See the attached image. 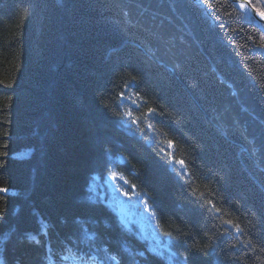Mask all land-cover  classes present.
Returning <instances> with one entry per match:
<instances>
[{
  "label": "trees",
  "instance_id": "trees-1",
  "mask_svg": "<svg viewBox=\"0 0 264 264\" xmlns=\"http://www.w3.org/2000/svg\"><path fill=\"white\" fill-rule=\"evenodd\" d=\"M261 25L229 0H0V264H264Z\"/></svg>",
  "mask_w": 264,
  "mask_h": 264
},
{
  "label": "rangeland",
  "instance_id": "rangeland-1",
  "mask_svg": "<svg viewBox=\"0 0 264 264\" xmlns=\"http://www.w3.org/2000/svg\"><path fill=\"white\" fill-rule=\"evenodd\" d=\"M110 189L113 204L123 220L138 221L142 229L147 232L150 226V218L148 211L144 209L142 204L138 205V201L135 198L127 197L123 188L115 182H111Z\"/></svg>",
  "mask_w": 264,
  "mask_h": 264
},
{
  "label": "snow or ice",
  "instance_id": "snow-or-ice-1",
  "mask_svg": "<svg viewBox=\"0 0 264 264\" xmlns=\"http://www.w3.org/2000/svg\"><path fill=\"white\" fill-rule=\"evenodd\" d=\"M195 2L199 3L200 0H195ZM233 2L235 3V0H233ZM250 5H251V0H244V2H241L238 4V8L245 10V15L247 16V18L249 20H251V18L254 16L259 17L260 20H264V10H260L259 8H255V9H252L251 11H249ZM216 27L219 29H223L225 27V25L223 23H218L216 25ZM221 39L224 40V42L227 43L230 48L232 47L231 43L223 35L221 36ZM249 39H251V37H249ZM258 48L264 49V44L258 45ZM233 51H236V50L233 49ZM254 51H255V49H254ZM237 54H239V53L237 52ZM261 54H264V52H262ZM149 111H150V113H152L153 110H149ZM129 115H131V113H129ZM171 144H172V142L170 141L169 145L171 146ZM178 163L181 166H183V164H184L183 161H179ZM182 170H183V168H182ZM6 191H7V189L0 188V192H6ZM235 231L237 233H240L241 230H240L238 225L235 227Z\"/></svg>",
  "mask_w": 264,
  "mask_h": 264
},
{
  "label": "water",
  "instance_id": "water-1",
  "mask_svg": "<svg viewBox=\"0 0 264 264\" xmlns=\"http://www.w3.org/2000/svg\"><path fill=\"white\" fill-rule=\"evenodd\" d=\"M191 1L195 2V0H191ZM229 1H230V2H231L236 8H238V4H239V3L244 2V0L235 1V3L233 2V0H229ZM199 3L202 4V0H200ZM238 9L245 13V10H244V9H240V8H238ZM252 9H253V8H252L251 5H250V7H249V11H251ZM253 18H255L256 20H258L259 23H261V24L264 25V20H260L259 17H257V16H254ZM260 28L264 31V28H263V27H260ZM263 52H264V51H263ZM263 55H264V54H263Z\"/></svg>",
  "mask_w": 264,
  "mask_h": 264
},
{
  "label": "bare ground",
  "instance_id": "bare-ground-1",
  "mask_svg": "<svg viewBox=\"0 0 264 264\" xmlns=\"http://www.w3.org/2000/svg\"><path fill=\"white\" fill-rule=\"evenodd\" d=\"M235 1H239V0H235ZM238 9V8H237Z\"/></svg>",
  "mask_w": 264,
  "mask_h": 264
}]
</instances>
